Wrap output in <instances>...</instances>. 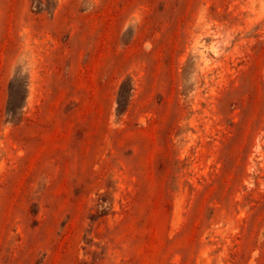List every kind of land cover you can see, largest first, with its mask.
Here are the masks:
<instances>
[{"label": "rangeland", "instance_id": "rangeland-1", "mask_svg": "<svg viewBox=\"0 0 264 264\" xmlns=\"http://www.w3.org/2000/svg\"><path fill=\"white\" fill-rule=\"evenodd\" d=\"M0 264H264V0H0Z\"/></svg>", "mask_w": 264, "mask_h": 264}]
</instances>
